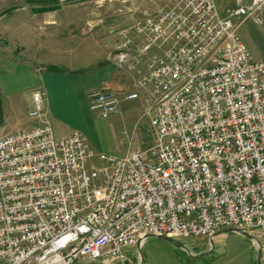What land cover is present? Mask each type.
I'll return each mask as SVG.
<instances>
[{"label":"built area","instance_id":"2783aa9c","mask_svg":"<svg viewBox=\"0 0 264 264\" xmlns=\"http://www.w3.org/2000/svg\"><path fill=\"white\" fill-rule=\"evenodd\" d=\"M262 13L264 0H167L120 29L108 59L132 89L97 88L90 108L107 117L143 91L156 140L100 165L83 133L56 135L33 90L31 126L0 136V264H108L152 235L262 237L264 61L238 34Z\"/></svg>","mask_w":264,"mask_h":264},{"label":"rangeland","instance_id":"374dc122","mask_svg":"<svg viewBox=\"0 0 264 264\" xmlns=\"http://www.w3.org/2000/svg\"><path fill=\"white\" fill-rule=\"evenodd\" d=\"M153 1L25 0L26 5L34 6L36 9L57 7L99 10V13H103L102 34L106 44L104 48L106 54L114 44L116 31L120 27H127L143 19L144 9L155 10L152 7ZM217 1L220 4L219 0ZM232 4L228 1L221 3L219 9L225 12V9ZM162 5L164 4H159V7ZM2 9L0 15L11 10H4V7ZM261 17L263 19L261 24L249 19L238 28V34L246 43L254 61H264V13ZM90 18L93 21L97 19L96 16ZM239 20L235 18L234 22L238 23ZM72 54L73 51H69L67 58H70ZM106 62L112 63L108 58ZM146 62H144V67ZM49 67L48 65L42 66L44 69ZM56 68L51 69V72L63 74V76L55 74L56 77L61 78L62 85H54L55 90L49 89L48 97L57 136L58 134L70 135L74 131L83 133L88 140L89 147L94 152L93 160L99 165L101 164L98 162L100 153L122 156L135 149H147L154 144L156 135L146 112L147 103L143 91L137 99L123 100L119 111L103 117L90 108L87 95L82 93L80 84L85 82L88 73L86 75L79 69L71 71V67L65 66H56ZM59 68L62 71H59ZM134 74L129 73L128 77L123 74L120 78L116 77L110 82L111 85L106 86L117 93L122 92L123 88L127 92L132 89L133 77L131 76H135ZM257 241L263 243L264 235L262 237L255 235L253 238L242 233L223 231L215 237L214 243L206 238H167L152 235L146 238L140 246L135 245L125 249L122 257L108 264H240L241 252L249 250L251 252L256 249ZM234 257H237L236 262L233 260Z\"/></svg>","mask_w":264,"mask_h":264},{"label":"crops","instance_id":"0c3cea01","mask_svg":"<svg viewBox=\"0 0 264 264\" xmlns=\"http://www.w3.org/2000/svg\"><path fill=\"white\" fill-rule=\"evenodd\" d=\"M227 1L234 3V0H219L220 4ZM166 2L167 0H154L152 7L157 9L159 4ZM26 4L25 0H0L1 11L2 7L4 10L11 9L6 13L1 12L0 15V40H7L10 43L0 44V136L31 126L32 119L28 111L33 90L41 88L49 95V89L55 90L54 85L61 84V78L55 74L59 76L63 74L51 72L49 68L44 69L42 66H65L71 67V71L79 69L86 75L88 73V77L84 78L85 82L80 85L82 93L87 95L89 105V95L93 90L109 88L106 85H111L110 82L116 77L120 78L123 74L128 77L130 73L126 69L118 68L112 64L113 62H106L108 53L106 54L104 50L106 44L102 34L103 13H99V10L57 7L36 9ZM220 4L218 3L219 7ZM91 16H96L97 19L93 21ZM123 28L126 27H120L116 31L110 51L120 38L118 31ZM130 35H133V32ZM137 40L140 44L143 41L142 37H138ZM71 50L73 54L67 58ZM160 53L159 49L153 48L145 56L144 61ZM47 107L52 121L49 97ZM241 253L240 264H264L259 247L251 252L249 250ZM233 260L236 262L237 257Z\"/></svg>","mask_w":264,"mask_h":264},{"label":"trees","instance_id":"16d2710c","mask_svg":"<svg viewBox=\"0 0 264 264\" xmlns=\"http://www.w3.org/2000/svg\"><path fill=\"white\" fill-rule=\"evenodd\" d=\"M0 43H2L4 45H8V44L10 45L9 41H7V40H0ZM51 69L55 70L57 68H56V66H50L49 70H51ZM58 70L62 71L61 68H59ZM0 114H1V91H0Z\"/></svg>","mask_w":264,"mask_h":264}]
</instances>
